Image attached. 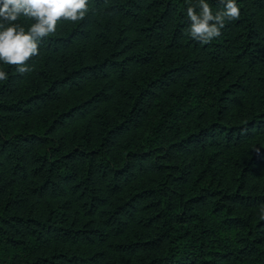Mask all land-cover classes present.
Masks as SVG:
<instances>
[{
	"label": "trees",
	"instance_id": "1",
	"mask_svg": "<svg viewBox=\"0 0 264 264\" xmlns=\"http://www.w3.org/2000/svg\"><path fill=\"white\" fill-rule=\"evenodd\" d=\"M237 3L201 44L185 0H90L0 62V264H264V0Z\"/></svg>",
	"mask_w": 264,
	"mask_h": 264
},
{
	"label": "clouds",
	"instance_id": "2",
	"mask_svg": "<svg viewBox=\"0 0 264 264\" xmlns=\"http://www.w3.org/2000/svg\"><path fill=\"white\" fill-rule=\"evenodd\" d=\"M185 2L190 21L186 34L201 44L219 38L227 23L240 18L237 0H217L215 12L208 0ZM90 11V0H0V62L21 75L31 73L29 61L39 56L41 43L54 36L62 22L83 21ZM8 78L0 68V81ZM260 217L264 219V205Z\"/></svg>",
	"mask_w": 264,
	"mask_h": 264
}]
</instances>
